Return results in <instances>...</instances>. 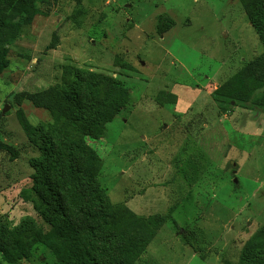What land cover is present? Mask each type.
Wrapping results in <instances>:
<instances>
[{
	"label": "rangeland",
	"instance_id": "rangeland-1",
	"mask_svg": "<svg viewBox=\"0 0 264 264\" xmlns=\"http://www.w3.org/2000/svg\"><path fill=\"white\" fill-rule=\"evenodd\" d=\"M37 4L41 12L0 64V140L19 152L0 149V224L32 218L38 232H51L28 198L31 159L40 152L19 110L34 125L55 117L11 95L62 84L65 68L75 66L128 89L115 93L112 118L87 142L101 158L100 185L111 204L132 215L124 221L119 214L118 224L138 246L131 264H239L264 227V109L250 103L220 111L212 94L264 52L241 1ZM54 32L58 45L47 49ZM189 231L197 243L184 241ZM18 237L28 256L14 264H62L52 246ZM0 264L10 263L0 256Z\"/></svg>",
	"mask_w": 264,
	"mask_h": 264
},
{
	"label": "trees",
	"instance_id": "trees-1",
	"mask_svg": "<svg viewBox=\"0 0 264 264\" xmlns=\"http://www.w3.org/2000/svg\"><path fill=\"white\" fill-rule=\"evenodd\" d=\"M39 1L42 0H0V64L8 52L7 45L15 42L41 12ZM82 1L76 0L78 4ZM240 1L264 45V0ZM170 19H162V24H171ZM58 42L59 36L54 32L47 49L56 47ZM116 92L126 94L128 89L108 74L67 66L62 84L11 95L18 104L28 100L49 111L55 121L34 125L23 109L19 110L21 124L40 152L31 159L34 184L28 198L51 232H38L32 218H25L12 228L1 223L0 256L10 264L28 256L20 235L52 246L62 264H131L138 246L129 240L126 226L118 224L119 214L124 221L132 215L126 216L111 204L100 185L101 158L87 142V137L97 136L98 128L112 118L114 113H109L108 105ZM212 97L220 111L233 105L247 108L250 103L264 109V52L224 79ZM0 149L19 153L1 140ZM166 217L168 214L159 219ZM197 235L189 231L183 239L197 243ZM239 264H264V227L251 237Z\"/></svg>",
	"mask_w": 264,
	"mask_h": 264
},
{
	"label": "water",
	"instance_id": "water-1",
	"mask_svg": "<svg viewBox=\"0 0 264 264\" xmlns=\"http://www.w3.org/2000/svg\"><path fill=\"white\" fill-rule=\"evenodd\" d=\"M235 181H236V182L238 181L237 178L235 179Z\"/></svg>",
	"mask_w": 264,
	"mask_h": 264
}]
</instances>
